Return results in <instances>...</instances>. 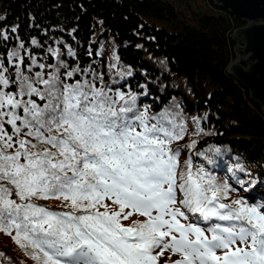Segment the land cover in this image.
<instances>
[{"label":"snow or ice","instance_id":"1","mask_svg":"<svg viewBox=\"0 0 264 264\" xmlns=\"http://www.w3.org/2000/svg\"><path fill=\"white\" fill-rule=\"evenodd\" d=\"M47 55L21 42L0 59V233L34 264H158L165 252L172 264H264V202L191 156L181 165L178 105L153 112L59 48Z\"/></svg>","mask_w":264,"mask_h":264},{"label":"trees","instance_id":"2","mask_svg":"<svg viewBox=\"0 0 264 264\" xmlns=\"http://www.w3.org/2000/svg\"><path fill=\"white\" fill-rule=\"evenodd\" d=\"M183 1L0 0V59L7 64L8 53L23 42L38 60L52 64L47 51L59 48L69 65L102 72L106 86L131 89L153 112L178 105L188 129L172 145L181 149V165L191 156L219 182L239 187L235 181L242 180L247 191L239 195L249 202H264V106L229 72L237 53L233 33L244 25L214 0L208 12L193 11L188 22L175 6ZM33 39L42 47L32 45ZM68 48L75 59L67 56ZM194 119L202 130L196 135ZM201 151L205 155L197 156ZM133 215L125 225L142 219ZM0 253V264H34L4 233Z\"/></svg>","mask_w":264,"mask_h":264},{"label":"water","instance_id":"3","mask_svg":"<svg viewBox=\"0 0 264 264\" xmlns=\"http://www.w3.org/2000/svg\"><path fill=\"white\" fill-rule=\"evenodd\" d=\"M214 1L244 25L233 33L237 53L229 72L264 106V0Z\"/></svg>","mask_w":264,"mask_h":264},{"label":"rangeland","instance_id":"4","mask_svg":"<svg viewBox=\"0 0 264 264\" xmlns=\"http://www.w3.org/2000/svg\"><path fill=\"white\" fill-rule=\"evenodd\" d=\"M175 6L178 9L181 17L184 20L192 23L193 19L195 18L194 15H193V11L194 12H208L209 0H184L180 4L175 3ZM209 13H211V12H209ZM131 218H133V217H130V219ZM124 224H126V223H124ZM166 253H169V252H166ZM175 257H176V259L178 258L177 256H175ZM171 261H172V259L171 260H169V259L166 260V262H171Z\"/></svg>","mask_w":264,"mask_h":264}]
</instances>
